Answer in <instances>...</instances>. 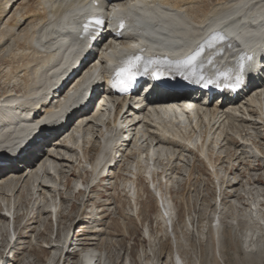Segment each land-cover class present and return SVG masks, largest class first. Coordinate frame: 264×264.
Here are the masks:
<instances>
[{
  "label": "bare ground",
  "instance_id": "6f19581e",
  "mask_svg": "<svg viewBox=\"0 0 264 264\" xmlns=\"http://www.w3.org/2000/svg\"><path fill=\"white\" fill-rule=\"evenodd\" d=\"M70 1L75 0H0V80L5 88H11L2 95L3 103L8 106L15 104L13 112L1 110L0 107L1 162L5 160L8 152H19L26 139L42 137L29 151L28 162L24 159L9 165L0 164V219H6L0 223V231L9 229L13 235L16 234L17 228L10 225L9 218L4 212H8L9 215L12 213L13 216L15 214L16 219L18 211L16 196L25 188L30 190L32 197L30 198L34 200L33 207L37 205V201H46L41 213H55L57 219L61 218L60 205L64 203L61 193L64 188L67 191L70 189L65 183L68 174L66 168L78 170L79 175L76 176L74 188L82 183L83 189L78 192L81 191L86 196L99 181L107 180L113 188H117L118 183L122 182L130 206L128 212L122 209L123 216L125 214L128 218V215H131L139 220L143 182L149 181L146 175L151 174L152 182L156 186L154 189L159 194L164 211L163 213L159 207V216L166 233H169L168 229L171 226L178 247L177 244L182 243L183 239L176 235L177 210L174 200L176 196H173L170 188L171 174L179 178L180 169L178 170L172 163L177 159L184 160L187 155L192 159L186 158L188 162L190 161V167L184 170L188 171L184 172L185 176L190 178L194 174V161L198 159L210 170L220 189L223 185L225 188L235 187L237 195L246 191L247 199L240 200L234 197L230 199L229 204L218 207L220 212L229 213L231 221L227 226L230 235L228 237L232 240L240 238L247 264L248 261L264 264V203L259 198L262 195L259 194L262 188L258 184L260 182L255 183L253 180L251 184V179L247 178L248 182L243 181L246 182L243 184V177L238 179L234 173L232 177L235 180L233 182L229 180L230 183H227L233 168L230 156L235 155V159L241 162L247 159L251 162L249 159L258 157L264 159V152L255 138H252L254 134L264 136V70L259 71L260 84L253 89L251 97L242 95L228 99L220 107L217 105L200 107L194 115H183L178 107L167 108L166 104L160 101L153 103L154 106L139 111V119L136 122L138 127L128 132L125 139L123 135L115 138L106 136V133L110 131L109 134H112L116 131L113 127L119 126L116 121L118 115L120 124L131 115L119 109L112 121L109 106L116 102V98L108 97L101 91L95 93L88 107L79 114L78 124L68 129L64 138L56 136L54 129L47 131L44 127L38 131L39 126L34 123L36 117L29 120L25 127H15L18 121L15 115L21 116V112L31 106L41 105L44 111H48L51 106L48 100L59 92L54 86L64 74L60 70L63 67V55L73 48L75 33L79 26L78 19L88 14L90 10L85 1L84 4L81 2L71 4ZM158 4L160 11L170 9L184 18L185 25L181 24L182 20L171 24L179 38L187 42L190 40L191 43L197 38L196 34L203 35L211 29L213 26L210 24L211 14L214 10H225L215 25L225 35L221 44H224L226 51L222 56L209 52L203 54L200 64L205 72L223 70H228L231 74H236L239 70L249 72L257 57L263 55L264 48L261 47H264V0H159ZM64 6L67 10L60 11ZM102 10L104 8L100 7V11ZM112 15V12L106 13L107 18ZM143 20L145 21L143 15L130 17L126 20L122 32L136 34L140 31ZM155 24L157 23L147 28L149 33L153 32L151 29L156 26ZM171 24L168 23L169 26ZM256 41L260 43L255 44ZM255 47L260 48L255 50ZM232 56H238L239 62L229 61ZM107 71L108 63L103 60L100 75L103 73L104 78ZM16 87L22 91L17 93ZM17 109L20 112H17ZM51 122L53 123L48 127L58 128L61 124L60 119ZM214 154L218 155L216 160ZM224 157H227L224 160L226 166L220 171L217 168L219 162L216 161ZM124 173L128 176H124ZM130 173L133 176H130ZM103 174L106 176L103 177ZM200 176L201 172H198L196 177L201 179ZM6 186L7 189L4 188ZM156 200L159 205L157 198ZM86 203V200L82 201L75 225L78 227L86 223L87 233L92 242L88 250L78 254L76 264H110L111 260L108 259L110 256L104 254L100 247L103 236L108 232L107 224L98 211L96 215H86ZM190 215L188 223L186 221L183 223L184 226L186 229L191 227L198 240H203L206 236L205 229L198 232L197 219L192 215L189 217ZM220 220L217 215V221L210 225L215 264H225L220 257V250L224 245L221 242L224 225ZM145 231L151 239L152 232L148 223ZM67 233L56 245L51 242L49 247L51 249L56 247L57 255L46 264H59L62 254L71 256L73 251L70 248L74 245V235L72 238L71 233ZM1 242L0 238V264H5L8 257L1 251ZM6 244L4 248L9 246V250L7 249L9 252L14 244L10 243V238ZM154 256L150 258L144 254L146 264H158L159 257ZM176 257L177 261L172 260L173 264H177L176 262L190 264L189 260L179 253L178 248ZM202 260V253L197 251L192 264H201ZM125 264L138 263L128 255Z\"/></svg>",
  "mask_w": 264,
  "mask_h": 264
},
{
  "label": "rangeland",
  "instance_id": "374dc122",
  "mask_svg": "<svg viewBox=\"0 0 264 264\" xmlns=\"http://www.w3.org/2000/svg\"><path fill=\"white\" fill-rule=\"evenodd\" d=\"M2 84L0 80V96L11 89L9 87L5 88V85ZM16 88L17 93L22 91L21 88ZM257 134H259V132ZM252 138H255L254 140L257 141L264 152V136H256V134H254ZM249 154L251 155V153ZM217 156L218 155L214 154L215 160ZM187 157L191 158L187 155L184 158L186 159ZM185 159H177L172 163L174 167H177L178 170L180 169L179 171L177 170L180 174H178V172L176 173L180 177L177 178L175 177L177 175L171 174L172 185L170 189L173 196H176L174 197L177 210V216L175 217L176 235H178L181 240L183 239L182 243L180 242V244H177L178 247L176 246L174 235L171 232V226L168 229L169 233H166L165 226L159 216L160 206L146 181L143 182L144 184L141 192V214L140 219L137 220L131 215H128V218L125 214L123 216L122 209L128 212L130 206L127 202V194H125L126 190H124L122 182L118 183L117 188H113L112 185L110 186V184H108L107 180L99 181L97 183L98 185L93 186L92 192L86 196V194H83L81 191L78 192L74 188L76 176L79 175L78 170H74L73 168L68 170L66 168L68 174L65 178V183L70 189L67 191V189L65 190L64 188L61 193L63 196L62 201L64 202L60 205L61 218L57 219L55 213H41L46 205V201H37V205L33 207L34 200L31 199L30 190L27 188L18 192L16 196L18 211L16 213V219L14 218L12 224L13 228H17L15 235L18 234V238L17 241L13 243L14 245L9 252V246L6 248L4 247L7 245L6 243L9 239L10 231L9 229L0 231V238L2 239L1 251H4V256L7 254L6 256L8 257V263L5 261V264H46L48 260L57 255V250H55L56 247L55 249L49 247L51 242L56 245L59 241L63 240L62 236H64L66 232L71 233L72 238L74 235V245H72L73 248H70L74 253L71 252V256L62 254L61 256L63 257L58 263L76 264L78 254L88 250L92 242V240L89 239L90 235L87 233V224L82 223L78 227L75 225L77 213L79 212L83 200L87 201L85 209L86 215H96L98 211L105 219L108 232L103 236L102 245L100 244V247L103 249L104 254L106 253L110 256V258H108L111 260L110 264H125L128 255L138 264H146L144 254L145 256H150V258L155 257L154 255L158 256V264H173L172 260L175 261L177 259L176 248H178L179 253H181L183 257L189 260L190 264L193 263V256L197 251L202 253L203 256L201 264H207V262L215 264V255L213 252L214 244H212L210 225L217 221V215H219L221 218L220 221L222 225H224V232L221 237V242L224 244L222 246L223 248L220 250L221 259L225 264H247V261L244 260V253L241 248L242 241L240 238L238 237L236 238L237 240H232L228 237L230 235L227 232V226L231 221L230 215L227 211L220 212L219 208L224 204H229L230 199H234V197L240 198V200L247 199L246 191H242V193L237 195L234 191L235 187L230 186L225 188V185H223L222 189H220L211 175L210 170L202 163V160L198 159L194 161V174L191 175L190 178L187 177V175L185 176L184 174L188 173V171L185 172L184 170L190 167V161L188 162L187 159ZM226 159L227 157H224V159L216 161L217 163L219 162L217 168L220 171L225 168L226 162L224 160ZM229 159L232 161L233 168H231V174H229L227 183L235 180V178L232 177L234 173L238 179L243 177V184H246L249 178L251 179V184H253V180L255 183L259 181L260 183H257L262 187L259 191V194L262 195L259 198L260 200L262 199L261 201L264 203V159L258 157L249 159L251 162H248V159L247 161L241 162L235 159V155L230 156ZM125 166L126 164L123 167ZM198 172H201V179L196 177ZM123 175L128 176L127 173ZM4 188L7 189V186ZM190 214L197 219L196 225L198 232L203 228L205 229L206 236L203 237V240H198L197 234L192 232L190 229L191 227L186 229V226H184L183 223H185V221L188 223L187 219ZM191 215L189 217H191ZM3 220L6 219L1 218L0 223H3ZM147 223L151 228V239L148 238L145 231ZM8 228H10V226ZM76 242H81L82 244L77 245ZM146 253H149V255ZM249 262L250 261H248V264ZM176 263L178 264V262ZM250 264H260V262L251 261Z\"/></svg>",
  "mask_w": 264,
  "mask_h": 264
},
{
  "label": "snow or ice",
  "instance_id": "6c2138e0",
  "mask_svg": "<svg viewBox=\"0 0 264 264\" xmlns=\"http://www.w3.org/2000/svg\"><path fill=\"white\" fill-rule=\"evenodd\" d=\"M103 21L97 19L95 20V23L100 24ZM121 26H123V24L121 23ZM214 36L219 39V40H223L224 37L220 36L218 34H214ZM198 54V53H197ZM141 57L140 56H136L134 58V60L130 59L128 61H126V66L122 67L119 69V71H117L116 76L117 79L115 81V86H117L119 88L120 91H125L128 87V85L131 83V81L135 78V73L132 71L133 67L135 66V61H140ZM196 59V56H190L188 57L187 61H185V63H191L193 60ZM250 59V58H249ZM149 64H159V61H148ZM243 67V65L241 66ZM153 76L156 77L157 79L160 78V76L163 75L162 71H154Z\"/></svg>",
  "mask_w": 264,
  "mask_h": 264
}]
</instances>
